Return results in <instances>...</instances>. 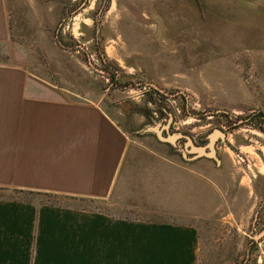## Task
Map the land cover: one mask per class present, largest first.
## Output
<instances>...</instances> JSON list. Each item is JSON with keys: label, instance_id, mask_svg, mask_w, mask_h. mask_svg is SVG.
Instances as JSON below:
<instances>
[{"label": "rangeland", "instance_id": "1", "mask_svg": "<svg viewBox=\"0 0 264 264\" xmlns=\"http://www.w3.org/2000/svg\"><path fill=\"white\" fill-rule=\"evenodd\" d=\"M8 3L12 39L0 58L13 52L32 78L114 108L135 144H148L143 130L171 114L173 132L200 136L225 126L227 133L220 165H191L180 153L184 138L164 147V161L194 168L197 180L200 172L211 177L210 194L203 202L197 193L191 214L35 190L0 188V198L192 223L198 264H264V0Z\"/></svg>", "mask_w": 264, "mask_h": 264}, {"label": "crops", "instance_id": "2", "mask_svg": "<svg viewBox=\"0 0 264 264\" xmlns=\"http://www.w3.org/2000/svg\"><path fill=\"white\" fill-rule=\"evenodd\" d=\"M11 39L0 0V45ZM146 134L148 144H135L114 108L32 78L13 52L0 58V188L191 214L197 193L205 202L212 190L210 175L197 180L194 168L164 161L175 144ZM199 249L192 223L0 198V264H198Z\"/></svg>", "mask_w": 264, "mask_h": 264}, {"label": "water", "instance_id": "3", "mask_svg": "<svg viewBox=\"0 0 264 264\" xmlns=\"http://www.w3.org/2000/svg\"><path fill=\"white\" fill-rule=\"evenodd\" d=\"M173 115H170V119L168 122H158L155 125H149L144 130L143 133L146 132H155L160 139L166 142H170L176 144L180 138H186V149L183 152V155L188 159H197L199 157H210L214 159L218 165H220L221 160L218 156V151L216 147V143L218 140L224 139L226 133L221 128H216L212 132L208 134V143L205 145H196L191 136L184 134L183 132H173L170 130L171 123L173 122ZM189 153H194V156L189 158Z\"/></svg>", "mask_w": 264, "mask_h": 264}, {"label": "flooded vegetation", "instance_id": "4", "mask_svg": "<svg viewBox=\"0 0 264 264\" xmlns=\"http://www.w3.org/2000/svg\"><path fill=\"white\" fill-rule=\"evenodd\" d=\"M220 128L223 129V130L225 131V133H227V128H226L225 126H222V127H220ZM191 137H192V139H193V141H194V143H195L196 145H205V143L207 144L208 141H209V139H208V135H205V134H201L200 136L191 135ZM180 139H183V138H180ZM180 139H179V140H180ZM225 139H226V136H225L224 139H221V140H218V141H217V143H216L217 150H218L219 145H220L221 143L226 142ZM179 140H178V141H179ZM184 140H185V142L187 141L186 138H184ZM178 141H177V142H178ZM174 146H175V145H174ZM185 146H186V145H185ZM177 151H178V150H177ZM180 153L183 155V152H180ZM189 156H190V157L194 156V153H189ZM203 159L210 160V161H214V162L217 164V162H216L214 159H212V158H210V157H206V156L199 157V158H197V159H189L188 161H189V163H190L191 165H195L196 163H198L199 161H201V160H203Z\"/></svg>", "mask_w": 264, "mask_h": 264}, {"label": "trees", "instance_id": "5", "mask_svg": "<svg viewBox=\"0 0 264 264\" xmlns=\"http://www.w3.org/2000/svg\"><path fill=\"white\" fill-rule=\"evenodd\" d=\"M261 128L264 129V126L262 125Z\"/></svg>", "mask_w": 264, "mask_h": 264}]
</instances>
